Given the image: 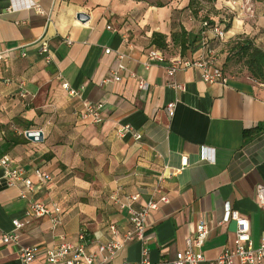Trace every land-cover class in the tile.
I'll use <instances>...</instances> for the list:
<instances>
[{
  "label": "crops",
  "instance_id": "obj_1",
  "mask_svg": "<svg viewBox=\"0 0 264 264\" xmlns=\"http://www.w3.org/2000/svg\"><path fill=\"white\" fill-rule=\"evenodd\" d=\"M206 19L222 28L230 23L226 39L204 28ZM182 30L183 51L179 39L172 41ZM153 33L166 37L160 49L166 57L197 60L210 49L221 63L225 40L248 36L264 49V0L203 2L196 13L188 0H0V51L12 49L0 61V157L8 156L36 186L24 198L21 181L0 185V264L19 262L17 245L1 238L15 218L26 222L20 245L40 248L33 264H49L46 249L62 240L77 242L82 228L89 252L112 238L111 224L122 241L131 226L111 196L138 194L137 207L163 171L169 201L145 218L152 264H170L201 219L209 232L200 264L233 247L235 221H223L227 202L248 219L255 245L264 236V209L256 197L257 185H264V82L226 74L224 84L208 83L193 66L173 76L167 62L146 66L147 52L159 49ZM42 42L48 44L49 63L40 52ZM119 63L124 69L114 81L111 72ZM59 73L71 87H84L81 98L61 87ZM85 99L104 104L100 123L80 116ZM124 124L141 138L119 136ZM26 130L41 132L40 138L29 139L22 134ZM204 147L214 149L213 162L203 158ZM184 156L188 165L172 174ZM34 168L52 179L43 182ZM30 200L59 205L61 224L53 229L49 218L30 216ZM140 259L141 244L132 241L112 262Z\"/></svg>",
  "mask_w": 264,
  "mask_h": 264
},
{
  "label": "built area",
  "instance_id": "obj_2",
  "mask_svg": "<svg viewBox=\"0 0 264 264\" xmlns=\"http://www.w3.org/2000/svg\"><path fill=\"white\" fill-rule=\"evenodd\" d=\"M31 6H35L39 10V7L32 3ZM12 4V8H14ZM10 7V10H12ZM208 23L203 22V27H207ZM110 28V27H109ZM211 33L218 39H226L225 29L219 25L210 27ZM12 49H5L0 51V61L8 58L9 52ZM107 53L110 49L105 50ZM44 54L46 62H50L51 55L49 53V47L46 42H42L41 51ZM123 56L118 53L117 58L121 59ZM167 62V74L173 76L177 71L185 69L187 67H195L201 70L202 79L208 83L218 82L224 84L227 81V76L223 72L221 64L219 63L216 52L208 49L199 59L189 60L179 56L166 57L165 54L157 48L150 49L146 54L145 65L148 66L151 63H163ZM124 69L122 63H119L116 68L111 72V79L119 81L121 79L120 70ZM58 77L62 79L61 87L65 89L70 95L82 97L84 87L75 89L69 85L67 81L62 78L59 73ZM110 80V79H108ZM264 85V83H262ZM171 86L174 88L183 89V85L172 82ZM140 87L145 89L147 86L145 83H140ZM103 108L104 104L101 102L94 103L90 100L83 101V109L80 116L84 119H90L93 123H100L103 120ZM174 104L171 103L167 106L168 111L172 112ZM39 131L26 130L23 135H34L35 139H39ZM132 134L135 139L141 138V133L134 131L133 127L129 124L120 125L117 128V134L119 136H125L126 134ZM203 158L207 161L213 162L214 149L210 147H204ZM0 165L3 168V173L0 176V185L3 183L7 186L15 185L18 182L23 183V189L20 192V196L26 198L30 192L35 189L33 181L26 176L24 169L12 166V162L8 156L0 157ZM188 165V159L186 156L181 159V167L175 169L172 174L178 173L185 166ZM166 168V167H165ZM34 175L39 177L43 182H48L52 179L51 175L46 171L39 168L33 169ZM168 174L164 171L161 172L156 178V185L153 189V193L148 199L141 205L135 206L139 195L131 194L120 198L116 193L111 196L116 204L121 209H125L127 212L130 230L124 234L122 241L116 239L118 236V229L114 224L109 225V229L112 234V238L104 243L98 245L96 252H89L87 250V244L85 240V228H82L78 233V241L70 242L62 240L57 246L48 248L45 251V259L49 264H152L149 258V250L146 243V226L145 218L148 214L155 209H158L161 203H167L169 201L163 183ZM256 197L261 206L264 209V185L259 184L256 187ZM27 213L30 216L35 217H47L49 218L52 228L55 229L62 221V210L57 204L52 207L44 204L43 202L30 200ZM233 220L236 224L234 245L231 248H225L217 257L209 260V264H264V236L259 240L258 245H255L250 235V225L246 217L242 216L237 210L233 209L227 202L224 204V217L223 221ZM12 228L7 232H2V242L6 244H15L18 247V264H33L40 248L36 245H20L19 237L20 231L25 226L26 222L18 218L12 219ZM209 232L208 224L205 220L198 221L195 227L193 235L186 238V247L183 251L177 252L175 259L170 264H200L205 261V258L201 252V248L204 244L206 236ZM132 241H138L141 244V259L138 262L124 261L121 263H113L112 260L116 253L127 243Z\"/></svg>",
  "mask_w": 264,
  "mask_h": 264
},
{
  "label": "trees",
  "instance_id": "obj_3",
  "mask_svg": "<svg viewBox=\"0 0 264 264\" xmlns=\"http://www.w3.org/2000/svg\"><path fill=\"white\" fill-rule=\"evenodd\" d=\"M215 0H188V8H190L194 13H196L203 2L212 3ZM209 29L214 25H218L212 23L210 20L206 19ZM230 27V23L225 24V29ZM205 28V27H204ZM186 32L181 31L178 35V38L175 35L172 36V41L174 45L179 39V45L181 47V51L186 48L187 38L185 37ZM180 36L182 38H180ZM219 40V39H218ZM152 42L159 48L163 49L166 47V37L163 34L153 33L152 34ZM224 54V59L222 60V70L227 67L229 62L241 63L250 77L254 78L259 82H264V49L260 46H257L253 39L248 36H239L236 39L229 40L228 43H225L221 46L219 50ZM217 53V52H216ZM249 135V131H244L243 136L246 137Z\"/></svg>",
  "mask_w": 264,
  "mask_h": 264
},
{
  "label": "rangeland",
  "instance_id": "obj_4",
  "mask_svg": "<svg viewBox=\"0 0 264 264\" xmlns=\"http://www.w3.org/2000/svg\"><path fill=\"white\" fill-rule=\"evenodd\" d=\"M228 42H229V40H225L224 44L228 43ZM220 64H222V63H220ZM223 72L225 74H229V75H233V76H237V77H243L245 75H248L245 67L241 63H236V62H229L227 67L225 69H223Z\"/></svg>",
  "mask_w": 264,
  "mask_h": 264
},
{
  "label": "water",
  "instance_id": "obj_5",
  "mask_svg": "<svg viewBox=\"0 0 264 264\" xmlns=\"http://www.w3.org/2000/svg\"><path fill=\"white\" fill-rule=\"evenodd\" d=\"M40 134H41V132L39 133V135H40ZM26 136H27L29 139H31V140H35V137H34V135H32V134H31V135H28V134H27Z\"/></svg>",
  "mask_w": 264,
  "mask_h": 264
}]
</instances>
